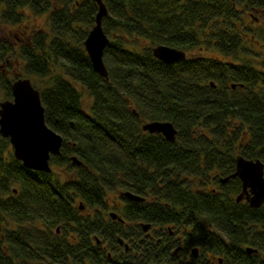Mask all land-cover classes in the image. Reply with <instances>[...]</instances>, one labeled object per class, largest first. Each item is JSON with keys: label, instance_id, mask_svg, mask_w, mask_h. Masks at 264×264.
Returning a JSON list of instances; mask_svg holds the SVG:
<instances>
[{"label": "trees", "instance_id": "obj_1", "mask_svg": "<svg viewBox=\"0 0 264 264\" xmlns=\"http://www.w3.org/2000/svg\"><path fill=\"white\" fill-rule=\"evenodd\" d=\"M103 1L109 79L84 47L95 0H0L1 25L20 27L27 12L46 19L24 44L0 37V59H24L46 123L64 137L47 173L24 167L0 134V264H32L34 252L49 254L48 264H68L67 253L85 244H69L68 232H97L86 224L103 220L82 215L74 200L98 206L117 188L152 192L158 202L148 220L163 222L169 213L167 222L189 224L198 244L225 258L245 245L264 251V204L235 200L239 177L214 191L191 185L219 183L235 171L238 154L264 162V0ZM159 44L186 51L187 59L160 61L153 54ZM14 80L0 67L9 98ZM155 120L172 122L176 140L143 129ZM58 226L64 234L53 233L50 243H25Z\"/></svg>", "mask_w": 264, "mask_h": 264}, {"label": "flooded vegetation", "instance_id": "obj_2", "mask_svg": "<svg viewBox=\"0 0 264 264\" xmlns=\"http://www.w3.org/2000/svg\"><path fill=\"white\" fill-rule=\"evenodd\" d=\"M33 32L34 30L29 33V30L25 29H23L22 32L18 31L15 34L18 39L14 42H10L7 39L10 37L8 32H6L5 36L0 35V37L17 46L18 43H26L30 34ZM20 34L23 36H20ZM11 56L12 55H9L6 60H3L6 65L9 66L17 63L19 70L25 74L26 65L24 59L19 58L15 60V58ZM4 70L5 69H3V71ZM18 78L22 77L19 76L16 79ZM72 177H78V175L73 173ZM222 178L224 177H221L219 183L214 185H201L196 181H192L191 185L201 191H205L208 188H212L214 191L222 188L223 185H228L231 180L223 182ZM14 192L17 193V190ZM126 192L138 196L139 199L129 197L125 194ZM239 193L235 195V200ZM2 197L7 198L8 195L6 194ZM157 202L158 197L154 196L152 192L147 191L138 194L121 188L105 191L103 203L98 206H85L82 198L74 200V204L78 207L79 211H81L82 215L94 218L96 215L100 214L103 220L99 223L86 224L88 226H93L98 233L90 230V228H82L84 230V236L75 237L71 230L68 232L66 240L69 244L72 245L75 243L79 246L83 243L85 244L81 248V253L75 254L72 250L67 253V263L261 264V262H263L264 264V251H262L261 248L251 245H245L242 249V253L231 252L229 258H225V256L219 255L212 250L204 249L201 244H198V238L193 234V230L189 224L185 222L169 223L167 222L168 220H165L169 219L168 212V215H162L163 222L148 220V216L153 217L150 205L151 203ZM237 202L250 204L246 198ZM162 203H165L164 200H162ZM166 207L169 210L170 207L167 205ZM49 231V237L45 239H28L25 243L31 246L42 242L47 244L52 241L50 236L53 233L59 236L64 234L60 226L55 229L49 228ZM4 238L3 236L2 239L4 240ZM3 246H5V244ZM248 248H252V251L249 252ZM43 255L48 257L46 258ZM29 256H31L29 262L32 264H48L45 260L51 258V256L46 253H42L41 255L34 252ZM23 260L24 264L28 261L27 259Z\"/></svg>", "mask_w": 264, "mask_h": 264}, {"label": "water", "instance_id": "obj_3", "mask_svg": "<svg viewBox=\"0 0 264 264\" xmlns=\"http://www.w3.org/2000/svg\"><path fill=\"white\" fill-rule=\"evenodd\" d=\"M98 4L96 21L84 40V47L91 60L93 69L106 79H109L104 56L110 43V37L104 30L103 19L108 14L107 5L103 0H95ZM154 56L162 62L174 63L187 59L186 51L165 44L153 48ZM215 85L214 82H211ZM243 85V84H242ZM235 88L236 84H232ZM12 99L0 101V134L9 139L13 153L24 167L50 173L51 156L61 154L64 137L51 128L45 120V107L40 91L33 85L30 78H18L11 86ZM74 122H71V126ZM143 129L150 133H161L170 141H175L177 129L170 121H148ZM73 163L82 165L77 157H72ZM239 177L242 181V191L236 200L246 198L252 207L264 204V162L260 159L246 158L241 154L236 157L235 171L222 178L226 182ZM129 197L138 196L126 192ZM251 252L252 248H248Z\"/></svg>", "mask_w": 264, "mask_h": 264}, {"label": "rangeland", "instance_id": "obj_4", "mask_svg": "<svg viewBox=\"0 0 264 264\" xmlns=\"http://www.w3.org/2000/svg\"><path fill=\"white\" fill-rule=\"evenodd\" d=\"M253 13H257L260 14V10H255ZM27 15L30 18L25 19L24 23L20 26V27H14V26H10V25H1L0 24V35L1 36H5L6 32H8L10 34V37H8L7 39L10 42H14L17 41L18 38H16L15 34L18 31H23V29L25 30H29V33L35 29H38L42 26H44L45 24V18L43 16H32V14H30L29 12H27ZM20 36H23L22 34H20ZM4 39V38H3ZM0 67L1 69H5L4 73L8 76V78L11 79H16L17 77H29L31 78L33 84H35V82L37 81L35 76H27L26 73L24 74L21 70H19L17 63H15L14 65H6V63L0 59ZM5 99H10L9 97L6 96V92L4 90V88L0 85V101H3ZM83 99H84V104L88 105L91 102V99L88 97V94L86 92H84L83 94Z\"/></svg>", "mask_w": 264, "mask_h": 264}]
</instances>
